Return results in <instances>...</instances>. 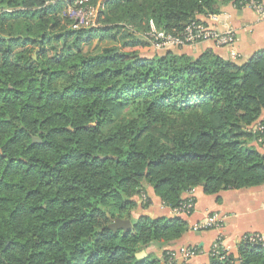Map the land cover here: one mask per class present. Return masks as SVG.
I'll list each match as a JSON object with an SVG mask.
<instances>
[{"label": "trees", "instance_id": "1", "mask_svg": "<svg viewBox=\"0 0 264 264\" xmlns=\"http://www.w3.org/2000/svg\"><path fill=\"white\" fill-rule=\"evenodd\" d=\"M75 1L0 0V264H188L165 250L186 222L131 213L151 205L148 189L172 210L192 189L264 185V133L251 130L264 54L155 52L139 34L150 21L178 34L247 0H105L99 27L72 29ZM93 39L119 46L83 55ZM115 219L131 230L110 229ZM245 236L207 264H264V241Z\"/></svg>", "mask_w": 264, "mask_h": 264}, {"label": "crops", "instance_id": "2", "mask_svg": "<svg viewBox=\"0 0 264 264\" xmlns=\"http://www.w3.org/2000/svg\"><path fill=\"white\" fill-rule=\"evenodd\" d=\"M260 1L264 7V0ZM199 19L205 25L219 30L227 25L231 26L235 31V42L230 49L216 47L210 42L182 48L181 51L189 56L198 57L207 51H211L223 58H231L240 64L264 54V19L249 8L238 9L234 6H227L217 16V22H212L201 16ZM262 119H264V114L260 120ZM257 149L264 153V145ZM148 190L151 196V205L147 212L143 211V214L150 218L173 217L172 211L163 206L159 199L153 196L151 190ZM186 196L185 193L183 199ZM193 197L194 207L191 214L177 216L186 222L187 232L165 249L195 248L198 253L187 261L188 264H207L209 262L208 252L217 238H220L222 248L230 253L236 251L245 235L259 234L264 240V185L223 191L218 195H206L201 188H197L194 189ZM214 213L225 218L222 229H195V226L205 216ZM152 249L153 251L148 250L146 252L152 251L160 258L162 255L160 246L154 245Z\"/></svg>", "mask_w": 264, "mask_h": 264}, {"label": "built area", "instance_id": "3", "mask_svg": "<svg viewBox=\"0 0 264 264\" xmlns=\"http://www.w3.org/2000/svg\"><path fill=\"white\" fill-rule=\"evenodd\" d=\"M59 1L68 2L70 0ZM245 7L257 14H262L264 11L261 1L259 0H247ZM104 8L105 0H76L74 2V6H69L67 8V11L73 12L74 17L72 18L66 11V13L71 17L68 18L73 21L71 28L87 29L99 27V24L97 23V16L102 10H104ZM206 19L212 22H217L216 15H208L206 16ZM127 30L132 32L130 27H128ZM139 35L147 42L150 49L155 52H163L174 48L182 49L206 42H210L219 48L230 49L236 38L235 31L231 26H225L223 29L219 30L198 21L189 22L178 34L166 33L158 30L154 26L153 22L150 21L148 23V30ZM252 130L254 133H264V119L256 122ZM186 194L187 196L178 205V207L171 210L174 216H187L191 214L194 205V189L190 190ZM224 222L225 218L221 217L219 214H209L195 226V229L220 230L223 228ZM242 239H246V236H243ZM247 240L249 243H259L264 241L259 234H249ZM221 251L223 252L225 250L221 246L220 238H217L208 252V257L219 256ZM168 252L171 259L175 261H188L195 257L198 253L195 248L191 247H182L177 250H169ZM219 258L222 259V257Z\"/></svg>", "mask_w": 264, "mask_h": 264}, {"label": "rangeland", "instance_id": "4", "mask_svg": "<svg viewBox=\"0 0 264 264\" xmlns=\"http://www.w3.org/2000/svg\"><path fill=\"white\" fill-rule=\"evenodd\" d=\"M66 9V8H65ZM65 9H64V11H63V9L61 10V18H64V13H65ZM263 10H264V7H263ZM64 13H63V12ZM67 11V10H66ZM67 13L73 18L74 17V15H73V12H69V11H67ZM66 13V16L67 17H69V18H71L68 14ZM259 16H260V18H262V19H264V11H263V13L262 14H259ZM65 21L64 20H62V22H61V24H63ZM227 26H229V25H227ZM70 40V39H69ZM61 44H62V41L61 42H59V43H57V44H55L54 45V43L53 42H49V45H54L57 49H59V50H61L62 49V47H61ZM116 46H119V44H117V43H115V42H113V41H111L110 39H104V40H97V39H93L92 41H90V42H83L82 44H81V49H80V51L83 53V55H85V56H93V55H95V54H97V53H100L104 48H107V47H116ZM48 48H50V47H48ZM133 50H137L141 55H144V56H149V55H151V51L150 50H148V49H145V48H135V49H133ZM37 53H38V49H36L35 51H33L31 54H30V56H31V58L32 59H35L36 58V55H37ZM48 54H49V56L50 57H52L53 55H52V50H49V52H48ZM142 200H143V197L141 198V200H139V201H137V204H142ZM150 207V206H149ZM149 207H147L146 209H144V210H141V209H134L133 211H132V219L133 220H136L140 215H141V212L142 211H146L147 212V209L149 208ZM193 207H194V205H193ZM143 215H146V214H143ZM154 218H165V217H154ZM153 218V219H154ZM150 250H152L153 251V249H152V247L150 248ZM152 251H149V252H152ZM143 252H145V251H143ZM236 252V251H235ZM146 253H148V252H146ZM146 253H145V256H146ZM155 253V252H154ZM140 254V253H139Z\"/></svg>", "mask_w": 264, "mask_h": 264}, {"label": "water", "instance_id": "5", "mask_svg": "<svg viewBox=\"0 0 264 264\" xmlns=\"http://www.w3.org/2000/svg\"><path fill=\"white\" fill-rule=\"evenodd\" d=\"M32 142H38L36 138L32 139ZM113 231H116L118 229L122 230L123 232L130 231L132 228V224L130 220L127 219H115V221L110 225L109 227ZM138 258L145 257V252H141L137 255Z\"/></svg>", "mask_w": 264, "mask_h": 264}]
</instances>
